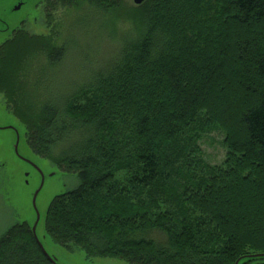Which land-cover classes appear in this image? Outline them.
<instances>
[{"label": "trees", "instance_id": "1", "mask_svg": "<svg viewBox=\"0 0 264 264\" xmlns=\"http://www.w3.org/2000/svg\"><path fill=\"white\" fill-rule=\"evenodd\" d=\"M48 4L85 27L119 10ZM126 12L129 28L110 34L116 54L61 92L51 71L66 45L19 31L0 47V93L28 145L79 181L51 202L47 234L128 264H264V0H146ZM211 131L224 135L218 166L196 146ZM0 264L53 262L17 223L0 236Z\"/></svg>", "mask_w": 264, "mask_h": 264}, {"label": "rangeland", "instance_id": "2", "mask_svg": "<svg viewBox=\"0 0 264 264\" xmlns=\"http://www.w3.org/2000/svg\"><path fill=\"white\" fill-rule=\"evenodd\" d=\"M12 5L11 2L0 1V47L7 41L14 40L19 31L54 37L59 44L66 45L67 57L60 67L51 71L55 73L54 87L57 92L65 89L70 82H79L84 74H89L100 65L99 63L116 54L122 39L111 40V36L113 34L120 37L129 28L126 11L129 12L136 6L133 0H118L117 17L111 21L92 18L89 26L85 27L80 22V18L84 16L78 15L77 11L61 8L60 5L56 6L58 8L55 11H49L48 15L42 13V8L35 9L34 3L19 13L11 12ZM24 18L26 21L22 26L20 22ZM34 60L37 58L31 59ZM3 97L4 93L1 92L0 126H10L17 130L20 154L40 168L45 177L36 201L41 217L37 238L48 256L54 259L56 264H128L115 257L89 258L81 248L67 249L49 237L45 229V218L51 202L55 197L77 188L79 181L76 175L60 170L30 148L26 139L25 124L13 115ZM10 133L12 137L7 131H0V236L17 223L34 226L37 215L32 201L35 190L41 183V176L13 155L12 143L15 142L16 136L13 132ZM223 140L224 135L219 131L206 132L197 140L196 146L200 148L202 159L208 165L218 166L224 162L226 148Z\"/></svg>", "mask_w": 264, "mask_h": 264}, {"label": "flooded vegetation", "instance_id": "3", "mask_svg": "<svg viewBox=\"0 0 264 264\" xmlns=\"http://www.w3.org/2000/svg\"><path fill=\"white\" fill-rule=\"evenodd\" d=\"M1 2H11V4L13 3V5L11 6V12L13 13H19L25 9H27L28 7H30V4L31 3H34V7L36 9V7L38 8H42V13L44 15H48L49 13V0H0ZM16 1V2H15ZM15 2V3H14ZM19 7L18 10H16L15 8ZM26 18H24L20 23L22 26H24L25 24V20ZM5 24V23H4ZM6 24H8L6 22ZM15 30V27L12 28V31L14 32ZM0 131L3 132V131H7L8 134L11 136L12 134L10 132H13L14 135L16 136V139H15V142L12 143V152H13V155H15L16 159L18 161H20L21 163H24L25 165H28L29 167H31L32 169H34L40 176H41V183H42V176L44 177V175H42L40 173V170L39 168H37V166L28 158H26L25 156L21 155L20 152H19V146H20V139H19V145H18V153H16V143L18 141V137H19V134L17 132V130L14 128V127H10V126H0ZM12 137V136H11ZM42 172V171H41ZM40 183V185H41ZM40 186H38L39 188ZM37 188V189H38ZM37 189L35 190V192L37 191ZM35 194V193H34ZM34 197V196H33Z\"/></svg>", "mask_w": 264, "mask_h": 264}, {"label": "water", "instance_id": "4", "mask_svg": "<svg viewBox=\"0 0 264 264\" xmlns=\"http://www.w3.org/2000/svg\"><path fill=\"white\" fill-rule=\"evenodd\" d=\"M145 1L146 0H133L134 4L136 6H141ZM15 9L18 10L19 7L15 8ZM18 145H19V137H18V141L16 143V153L17 154H19L18 153ZM39 170H40V173L43 175V172H41V169L40 168H39ZM44 180H45V177L42 176V183H41L40 187L37 189V191L35 192L34 197H33L32 203H33V207H34V209L36 211L37 219H36V222H35L34 226H32L31 228H32V232L34 234L35 239L39 243V245H40L41 249L43 250V252L45 253V255L53 262V264H56V261L54 259H52L51 257L48 256V254L46 253V251L44 250L43 246L41 245V243L39 242V240L37 238V227H38V224L40 222L41 217H40L39 212L37 211L36 201H37V198H38V195H39L40 191L43 188ZM257 257H261V256H257ZM236 264H239V262H237Z\"/></svg>", "mask_w": 264, "mask_h": 264}]
</instances>
